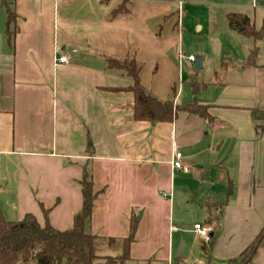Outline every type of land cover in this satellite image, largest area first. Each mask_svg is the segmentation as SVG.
<instances>
[{
  "label": "crops",
  "instance_id": "obj_1",
  "mask_svg": "<svg viewBox=\"0 0 264 264\" xmlns=\"http://www.w3.org/2000/svg\"><path fill=\"white\" fill-rule=\"evenodd\" d=\"M122 1L14 0L11 39L2 6L0 213L7 221L32 214L64 231L82 209L87 170L99 192L89 231L100 241L127 237L136 215L131 257L172 264L194 211L211 231L210 264H226L264 228V132L252 118L253 108L264 107V37L232 30L227 13L223 30L242 43L240 60L212 64L203 55L202 70L209 65L213 79L185 83L181 1L132 0L126 14L112 18ZM248 9L233 13L264 31V5ZM61 55L69 63L58 62ZM102 55L135 59L146 91L179 106L197 101L212 118L180 111L171 123L134 121L132 93L107 90L133 79L108 68ZM192 81L207 85L197 97ZM175 149L189 172L173 168Z\"/></svg>",
  "mask_w": 264,
  "mask_h": 264
},
{
  "label": "trees",
  "instance_id": "obj_2",
  "mask_svg": "<svg viewBox=\"0 0 264 264\" xmlns=\"http://www.w3.org/2000/svg\"><path fill=\"white\" fill-rule=\"evenodd\" d=\"M132 0H123L111 12V17L126 14L128 4ZM171 2L174 0H156ZM8 14V36L13 33L10 25L16 22L17 14L14 0H1ZM229 26L237 33L258 41L264 37L262 29H258L251 19L242 13L227 15ZM104 56V55H102ZM258 57L257 46L249 55L248 64L254 65ZM108 68L125 72L133 79L127 88H108L111 92H129L134 97L132 104L133 120L152 123L173 122L180 111L197 114L204 119H211L208 106L197 101L176 105L174 100H162L146 91L141 85V66L135 59L114 58L104 56ZM191 86L195 97L206 84L192 81ZM252 118L256 128L264 132V107L252 109ZM82 186L83 205L74 217L73 225L64 231L53 228L47 221L42 226L36 217L27 214L20 221H7L0 213V264H138L131 257V246L135 241L139 219L133 215L130 219L129 235L123 239L111 238L107 241L111 249L118 251L116 255H101L100 241L97 235L89 231L94 210V203L99 192L94 191L92 175L85 170L80 181ZM264 246V228L237 258L230 259L226 264H253L261 247ZM210 259V257L208 256Z\"/></svg>",
  "mask_w": 264,
  "mask_h": 264
},
{
  "label": "rangeland",
  "instance_id": "obj_3",
  "mask_svg": "<svg viewBox=\"0 0 264 264\" xmlns=\"http://www.w3.org/2000/svg\"><path fill=\"white\" fill-rule=\"evenodd\" d=\"M181 1V29H182V38H183V54L182 59L183 65L188 69L187 72H183L185 83H189L190 80L202 81H211L213 79L212 71L206 67L202 71H197L195 69V62L189 61V56H206L207 61L212 64L219 63L220 60H231L234 61L241 52L240 41H236L235 34L223 30L224 27H227L226 14L229 12H237L244 9H253L264 5V0H177ZM115 4V2H114ZM258 10V9H257ZM260 10H258L259 12ZM251 10L248 9V13ZM262 12V10L260 11ZM250 14V13H249ZM5 15V9L1 5L0 0V18H3ZM177 21V16H173L169 23ZM199 27H203L200 29ZM264 32V31H263ZM177 35V32L174 33ZM232 35V36H231ZM238 39V38H237ZM220 43V44H219ZM223 46L221 48V46ZM222 55V57H220ZM238 62V61H237ZM182 195L190 197V193L184 192V189H181ZM215 194L213 195V197ZM198 212L202 210L201 207L196 208ZM203 211V210H202ZM201 211V215H202ZM188 219L185 221V229H190L188 234L183 233V239L186 242L185 235L189 243V255L186 253V244H185V253L186 257L184 259L175 258L172 264H210L208 255L211 254L214 242L207 243L203 241L197 234H194L195 222L198 218V221L205 224V219H200L199 215L192 211L187 216ZM206 218V217H204ZM100 254L101 255H114V249L109 248L107 242L99 243ZM32 264V263H30ZM34 264V263H33ZM143 264V263H139ZM147 264V263H144ZM254 264H264V246L260 248L258 255L254 261Z\"/></svg>",
  "mask_w": 264,
  "mask_h": 264
},
{
  "label": "built area",
  "instance_id": "obj_4",
  "mask_svg": "<svg viewBox=\"0 0 264 264\" xmlns=\"http://www.w3.org/2000/svg\"><path fill=\"white\" fill-rule=\"evenodd\" d=\"M184 57L183 52H180V59H182ZM189 60L192 62L196 61V57L195 56H189ZM58 62L60 63H69L70 58L69 56L66 55H61L58 57L57 59ZM172 166L174 169L176 170H182L184 172H189L190 169L186 166H184L183 162H182V154L178 151V150H174L173 151V160H172ZM195 230L198 233V235L206 242H210L211 241V234H210V228L205 227L201 224H196L195 225Z\"/></svg>",
  "mask_w": 264,
  "mask_h": 264
},
{
  "label": "water",
  "instance_id": "obj_5",
  "mask_svg": "<svg viewBox=\"0 0 264 264\" xmlns=\"http://www.w3.org/2000/svg\"><path fill=\"white\" fill-rule=\"evenodd\" d=\"M195 69L196 70H202L203 69V57L202 56L197 57L196 63H195ZM176 257L181 258V259H184L186 257V255H185V241L184 240H181V242H180V245L177 249Z\"/></svg>",
  "mask_w": 264,
  "mask_h": 264
}]
</instances>
